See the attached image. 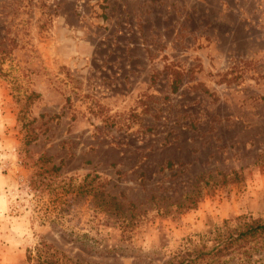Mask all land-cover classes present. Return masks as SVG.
<instances>
[{
  "label": "rangeland",
  "instance_id": "obj_1",
  "mask_svg": "<svg viewBox=\"0 0 264 264\" xmlns=\"http://www.w3.org/2000/svg\"><path fill=\"white\" fill-rule=\"evenodd\" d=\"M252 221L264 0H0V264L195 260Z\"/></svg>",
  "mask_w": 264,
  "mask_h": 264
},
{
  "label": "trees",
  "instance_id": "obj_2",
  "mask_svg": "<svg viewBox=\"0 0 264 264\" xmlns=\"http://www.w3.org/2000/svg\"><path fill=\"white\" fill-rule=\"evenodd\" d=\"M40 161V159H39ZM41 161H44L43 159ZM172 163H167V167L171 168ZM59 168L51 167V171H58ZM234 178H237V174L234 173ZM264 239V224L252 221L247 225L240 227L239 231L232 235L226 234L224 237H220L217 241H214L213 246L208 251H201L195 256V260L180 261L171 264H193L196 261L204 260L207 258H216L224 256L234 245L242 244L250 246L251 243H256L250 249L245 251L243 258L240 260V264H254V253L257 251V244ZM37 264H66L61 258L56 256V252L48 250V245L43 244V247L37 251L36 256ZM170 264V263H169Z\"/></svg>",
  "mask_w": 264,
  "mask_h": 264
}]
</instances>
